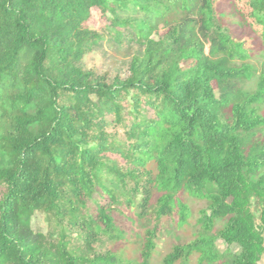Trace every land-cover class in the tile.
Listing matches in <instances>:
<instances>
[{"label":"trees","instance_id":"16d2710c","mask_svg":"<svg viewBox=\"0 0 264 264\" xmlns=\"http://www.w3.org/2000/svg\"><path fill=\"white\" fill-rule=\"evenodd\" d=\"M231 1L264 46V0ZM221 2L0 0V264H125L96 247L125 239L103 200L151 221L177 215L183 227L184 193L208 203L204 231L164 264L196 254L201 264H259L264 176L253 177L264 171L256 141L264 72L245 96L252 40L223 28ZM93 11L104 18L100 30L86 26ZM111 41L133 51L126 79L83 65ZM254 199L263 204L259 225ZM37 213L47 233L34 230ZM157 237V227L142 237L138 264H151ZM216 238L239 252L225 260Z\"/></svg>","mask_w":264,"mask_h":264},{"label":"rangeland","instance_id":"374dc122","mask_svg":"<svg viewBox=\"0 0 264 264\" xmlns=\"http://www.w3.org/2000/svg\"><path fill=\"white\" fill-rule=\"evenodd\" d=\"M220 20L223 28L229 31L232 37L238 40H252V46L254 49L252 60L248 61L255 68L254 77L243 80L241 88L245 96L255 94L258 90V85L261 80V75L264 72V46L261 44L260 39L252 33L250 26L245 25L241 18L234 13L231 0H223L220 4ZM104 18L97 11H93L90 20L86 24L92 30H100L104 26ZM164 31L161 30L160 34ZM159 34V35H160ZM154 39L158 40L159 36L154 35ZM122 47L116 46L113 41L103 42L93 52L87 54L83 60V65L86 70L94 71L100 75L107 76L110 80L120 77L126 79L129 76V62H131L133 51L127 52ZM239 65V63H238ZM260 115L264 117V104L260 110ZM111 117H108L110 120ZM110 133L122 134L120 129H111ZM256 141L264 148V127L256 131ZM112 159H119L118 156H111ZM121 160V158L119 159ZM261 176H264V171L258 175H254L253 180L257 181ZM2 190L0 189V196ZM157 194L154 195L152 204L156 203ZM183 199L186 200L188 207L190 208V217L187 223L183 227H178V216L165 218L160 221H151L149 219H143L139 217L140 211L137 208L127 209L123 206V209L112 206L111 202L105 198L103 203L112 212L117 227H119L125 233V239L117 243L108 242L105 238L99 242L96 247L100 253H106V251L112 250L113 252L120 254L125 264H135L142 262V246L141 239L145 236L148 230L154 227L158 228V249L152 259L151 264H164V258L173 250L176 246H185L193 242L204 231L203 224L200 222L203 212L208 211V203L203 199H195L188 194H183ZM263 209V204L254 199L252 202V211L256 216L257 224L259 225V216ZM230 218L219 219L216 221L214 228L211 232V236H218V232L222 230ZM33 228L35 231L47 233L50 230L49 223L46 222L45 217L42 214L37 213L33 218ZM73 242L75 243L76 234L72 233ZM78 242V241H77ZM215 251L219 253L225 260H229L232 256L239 252L236 246H228L222 239L216 238ZM177 264H201L199 262V255L196 254L189 259H181ZM214 264V263H203ZM218 264V263H216ZM264 264V255L259 262Z\"/></svg>","mask_w":264,"mask_h":264}]
</instances>
